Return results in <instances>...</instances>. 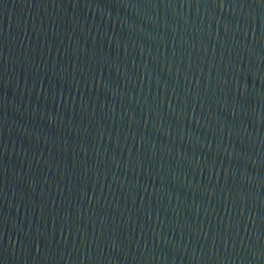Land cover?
<instances>
[{"label": "water", "instance_id": "95a60500", "mask_svg": "<svg viewBox=\"0 0 264 264\" xmlns=\"http://www.w3.org/2000/svg\"><path fill=\"white\" fill-rule=\"evenodd\" d=\"M0 264H264V0H0Z\"/></svg>", "mask_w": 264, "mask_h": 264}]
</instances>
